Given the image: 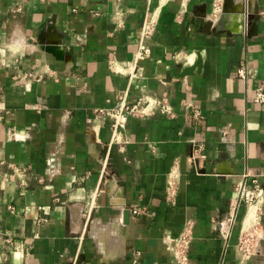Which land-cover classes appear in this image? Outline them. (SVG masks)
Masks as SVG:
<instances>
[{"label":"crops","instance_id":"1","mask_svg":"<svg viewBox=\"0 0 264 264\" xmlns=\"http://www.w3.org/2000/svg\"><path fill=\"white\" fill-rule=\"evenodd\" d=\"M219 1L0 0V264H177L165 240L187 226L192 264L240 261L235 187L264 188V0ZM122 93L172 114L110 143L94 110ZM259 215L246 264H264V195Z\"/></svg>","mask_w":264,"mask_h":264},{"label":"built area","instance_id":"2","mask_svg":"<svg viewBox=\"0 0 264 264\" xmlns=\"http://www.w3.org/2000/svg\"><path fill=\"white\" fill-rule=\"evenodd\" d=\"M120 0H115L119 2ZM221 1L214 3V11H221ZM153 19L149 18L145 21L141 28V36L148 37L151 34L153 27ZM148 49L142 48L138 52L136 58H143L148 55ZM136 61V60H135ZM136 65V64H135ZM135 68V67H134ZM248 68H240L238 75L246 78L250 75ZM256 102L264 105V82L255 88ZM155 110L163 114L171 115L172 108L165 98L141 95L134 102L127 100V94L119 95L118 100L114 106L99 107L94 110L97 117L102 119H110L111 139L110 143L121 144L123 140V130L129 116H143L150 115ZM264 176V173L262 174ZM174 181L167 182V188L173 189ZM264 188L263 183L258 178L248 179L247 174H244L238 181L235 187V198L233 203V210L236 212L242 206L245 207V223L241 232L238 246L241 251V259L236 264H246V260L255 250L258 240L263 237V232L260 229V211L263 203ZM134 213L138 212L137 208L132 209ZM252 210V215L249 217L248 213ZM247 221V222H246ZM192 240L190 226H187L183 232L175 237H167L165 240L166 248L173 253L177 264H192L188 258V251Z\"/></svg>","mask_w":264,"mask_h":264},{"label":"bare ground","instance_id":"3","mask_svg":"<svg viewBox=\"0 0 264 264\" xmlns=\"http://www.w3.org/2000/svg\"><path fill=\"white\" fill-rule=\"evenodd\" d=\"M252 215V210L248 213V216L250 217Z\"/></svg>","mask_w":264,"mask_h":264},{"label":"water","instance_id":"4","mask_svg":"<svg viewBox=\"0 0 264 264\" xmlns=\"http://www.w3.org/2000/svg\"><path fill=\"white\" fill-rule=\"evenodd\" d=\"M231 0H226V4L228 5L230 3Z\"/></svg>","mask_w":264,"mask_h":264}]
</instances>
